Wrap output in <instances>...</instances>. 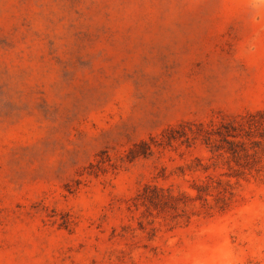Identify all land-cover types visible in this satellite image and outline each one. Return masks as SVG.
<instances>
[{
  "label": "rangeland",
  "instance_id": "1",
  "mask_svg": "<svg viewBox=\"0 0 264 264\" xmlns=\"http://www.w3.org/2000/svg\"><path fill=\"white\" fill-rule=\"evenodd\" d=\"M0 264H264V0H0Z\"/></svg>",
  "mask_w": 264,
  "mask_h": 264
}]
</instances>
